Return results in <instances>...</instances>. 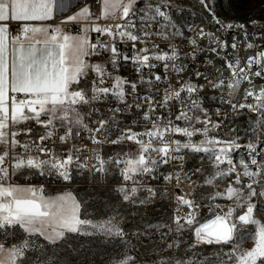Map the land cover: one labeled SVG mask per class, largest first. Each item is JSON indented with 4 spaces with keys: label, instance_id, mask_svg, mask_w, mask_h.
<instances>
[{
    "label": "snow or ice",
    "instance_id": "6c2138e0",
    "mask_svg": "<svg viewBox=\"0 0 264 264\" xmlns=\"http://www.w3.org/2000/svg\"><path fill=\"white\" fill-rule=\"evenodd\" d=\"M80 3L75 14L50 23L66 10L69 0H0V264H59L54 246L67 240L69 234L119 238L127 243L124 241L126 233L115 216L90 219L83 203L75 195L71 192L51 195L45 183L39 182L38 178L55 177L69 182L73 179L74 168L103 175L108 172V166L114 164L123 180L133 184L130 188L121 185L117 189L124 201L132 200L140 190H146L148 198H151L155 196L154 189L143 185L138 178L151 176L161 164L184 160L186 151L203 154L201 160L207 159L210 163L212 171L204 181L207 185L215 186L218 179L236 174L234 181L223 192L215 191L208 197L209 201L222 198L231 203H210L207 209L212 218L201 221V205L196 204L194 199L176 197L173 220L176 227L169 230L180 234L191 233L193 242L186 251H193V255L160 258L157 264H168L169 259L171 264H264V222L257 218V212L264 214V150L257 151L254 142L246 145L237 143L238 136L225 141L212 135L220 124L211 121L198 99H191V94L198 90L196 85L185 83L180 90L164 96L162 106H167L169 100L181 99V92L188 93L189 103L175 117L176 121L185 122L184 127L172 120L161 124L157 118L145 131H133L132 127H126L121 129L115 140H98L96 134L109 131L106 127L109 120L115 122V114L121 108L110 109L112 116L99 119L98 128L93 130L88 126L87 117L97 111L96 102L112 97L125 107H131L125 101L126 85L131 84L133 92L137 85L113 74L119 67L118 61L130 60L138 65L137 71L156 67L150 63L151 60L172 62L164 64L166 70L177 73L183 70L175 63L179 59L175 48L171 55H149V49L143 48L129 56L118 47V43L141 40V36L132 31L138 27L132 20L137 13L141 14L142 21L138 30L145 37L152 33L148 31L151 24L144 22L163 21L156 34L164 39L168 38L167 29L175 27L170 15L151 3L139 7V0H80ZM97 3L99 12L94 14L92 7ZM101 19H119L125 23H96ZM213 19L227 29L234 26L245 28L243 23L224 24L215 16ZM69 22L76 26L75 34L67 32L65 25ZM90 32L99 33L107 39L97 38L92 42ZM180 34L179 30L173 33ZM199 35L210 38L212 34L201 29ZM190 43L196 45L197 40L192 39ZM132 46L135 48V43ZM232 47L236 48L237 44L233 42ZM246 47L251 49L254 46L249 43ZM103 53L108 54L106 61L90 62V58H99ZM106 65H111L113 71H109ZM227 67L231 70L230 77L227 81L220 79L212 87L226 88L229 98L221 102L229 104L233 111L247 109L256 113L257 118L250 128L253 133L264 132V84L254 82V78L264 79V51L248 57L243 66L237 56ZM90 76L91 87L85 90L80 86L81 82L87 81ZM155 79L159 81L161 76L157 75ZM106 83L110 86H104ZM144 100L149 111L143 114V119L149 121L153 105L150 97H144ZM196 111L203 112L205 118L201 120L200 116L194 115ZM192 120L203 123L204 127L196 128ZM28 121L44 125L46 131L39 137L40 141L52 139L59 127L65 129V134L59 136L62 143L79 136V130L84 129L91 133L93 144L132 141L136 147L108 159L101 156L99 149H92V156L88 159L96 160L97 164L89 167L87 163L80 162L78 155H74L80 151L74 145L66 155L60 156L35 141L17 139L20 135L17 126ZM136 123L133 121V124ZM210 123L211 128L208 127ZM172 134H179L182 139H170ZM198 134L201 138L195 140ZM241 147L247 149L248 160L241 156L237 164L233 154ZM257 156H262V159L258 160ZM195 171L200 172L201 169ZM242 178H247L248 182L243 183ZM164 179L171 180L172 176L167 175ZM183 206L191 211L180 215ZM41 239L46 244L39 243ZM249 240L253 246L244 248V243ZM179 246V241H176L167 247ZM200 246H213V250L207 255L196 253L194 250ZM49 251L51 255H48ZM109 264H135V258L124 252L116 254Z\"/></svg>",
    "mask_w": 264,
    "mask_h": 264
},
{
    "label": "built area",
    "instance_id": "2783aa9c",
    "mask_svg": "<svg viewBox=\"0 0 264 264\" xmlns=\"http://www.w3.org/2000/svg\"><path fill=\"white\" fill-rule=\"evenodd\" d=\"M162 11L167 12L175 27H169L167 29V39L161 38L158 33L160 31V21L144 22L150 23L151 27L148 29L152 33L151 36L145 37L142 32L138 30L139 25L142 23L140 20V13H137L136 17H133V22L138 26L137 29H132L137 35L141 36V40L137 42H126L118 43V47L121 51L125 52L127 55L131 56L138 49L148 48L149 55L153 53H168L171 55L173 48H175L178 53L179 59L175 61L177 66L181 67L183 70L179 73L171 70L165 69V63H172L168 61H155L151 60L150 63L155 64L154 68H141L137 71L138 65L129 61H118L119 67L113 72L114 75H119L122 78L135 83L137 88L135 92L131 90V84L126 85V104L131 105V107H125L124 104L118 102L116 99L109 97L106 101H100L95 103V108L97 111L92 112L91 116L87 117V122L89 128L93 130L99 127V119H109L112 116L110 109L121 108L120 112L115 114V122L109 120L107 128L109 131L105 134H96V138L101 141H111L117 139L121 134V129L126 127H132L133 131H145V129H150L152 126V121H156L159 118V123L166 124L169 120H172L174 124L181 127L186 126L184 121H176L175 117L180 114L181 110H185V104L190 101L188 93L181 92V99L169 100L167 106H162L164 101V96L172 91H178L185 83H191L197 86V91L191 94V99H198L202 109L207 110L208 116L211 118L212 122L220 124V127L215 130L212 135H215L218 139L228 140V135L236 134L240 131L239 121L241 118L245 117L249 122L254 124L257 114L249 112L247 109H238L233 111L231 106L227 103H222L223 100H227V90L224 86L219 88L212 87L213 84L219 83L220 79H227L231 75V70L227 67L228 63L233 62L238 56L241 59V65L245 63L246 59L250 56L256 55L258 52L264 51V20L254 19L251 21H237L231 22L234 25L243 23L245 25L244 29L233 27L227 29L222 27L221 24H217L213 19V16L219 18L224 24L230 23L227 19L223 18L220 14L216 13L213 8L207 7L206 10L198 11L197 18L189 21L185 26H181L176 15V5L170 2H162L159 6ZM94 14L99 12V4L92 7ZM63 19L62 16H56L55 21L50 23H56ZM254 21V23H252ZM96 23L100 25L105 24H123V20H99ZM68 33L75 34L77 31L76 26L69 22L65 25ZM203 29L205 33H211V37H203L199 35L200 30ZM177 30L181 33L180 35H173ZM90 40L95 42L97 38L101 40L107 39L106 37L100 36L99 33L90 32ZM196 39L197 44L192 45L190 40ZM219 41V43H217ZM237 44L236 48L232 47V43ZM135 43V48L132 46ZM253 44V48L249 49L246 47L247 44ZM223 45L222 47L220 45ZM156 47H153V46ZM211 49H215L212 51ZM108 59V54L103 53L101 57H92L90 62H103ZM211 61V62H209ZM109 71H113L111 65H106ZM200 73L201 75H197ZM161 76V80L157 81L155 77ZM143 77V80H141ZM91 79L85 82L82 86L85 90L91 87ZM256 84H264V79L254 78ZM104 86H110L106 83ZM203 86V87H200ZM246 86V84L244 85ZM239 95V94H238ZM144 97H150L153 110L151 112V118L149 121L143 119V114L148 109V103L144 100ZM183 101V103L181 102ZM139 104L140 107H136ZM217 110H219V115H217ZM189 115H193L189 112ZM194 115H198L203 120L204 113L196 111ZM133 121H137L133 124ZM196 128L204 127L203 123H198L195 120L191 122ZM209 128L212 127L210 123ZM233 129L235 131H233ZM80 135L69 139L66 143H62L59 140V136L65 134V129H56V134L52 139L46 141H40L39 137L43 134H28L22 136L20 141H35L37 144H41L44 147L53 149L57 154L62 151L60 156H64L68 153L69 149L73 147L79 148V152H75L74 155L80 157L81 163H87L89 167L97 164L94 159H88L92 156V149H99L102 157H105V150L116 147V146H135L132 141H128L123 144H112L110 142L102 144H93L91 140V133L87 130L80 129ZM256 136L252 140H241L237 143L241 145H246L249 142H254L257 146V151L264 150V132L255 133ZM200 137L199 134L194 137L196 140ZM170 139H182L179 134H172ZM35 155L36 153L33 152ZM185 155V153H184ZM243 156L245 160H248L247 149L241 147L234 154L233 158L238 163L239 158ZM257 159H262V156H257ZM184 160H173L170 161L169 165H175L183 163ZM167 164V165H168ZM164 165V164H163ZM79 173H90L87 169ZM139 179V178H138Z\"/></svg>",
    "mask_w": 264,
    "mask_h": 264
},
{
    "label": "rangeland",
    "instance_id": "374dc122",
    "mask_svg": "<svg viewBox=\"0 0 264 264\" xmlns=\"http://www.w3.org/2000/svg\"><path fill=\"white\" fill-rule=\"evenodd\" d=\"M162 2H170L176 5L175 11L179 24L185 26L189 21L197 18L198 11L206 10L207 7L227 19L230 23L237 21H251L254 19L264 20V0H139V7L151 3L154 7L160 6ZM207 5V7H206ZM86 81L81 82V87ZM252 125L245 117L239 121L240 131L228 135V140L239 137L241 140H252L256 134L250 128ZM58 129H63L59 128ZM31 129L30 132L27 130ZM20 135L17 139L28 134H43L46 129L43 124L28 121L17 126ZM247 130V131H246ZM215 136V135H214ZM201 137H197L199 140ZM136 146H116L105 150L106 159L115 157L117 154L134 150ZM58 154H62L59 151ZM203 154L185 152V161L180 164H161L158 170L151 176L139 178L146 187L155 191V196L148 198L146 190L138 191L137 195L129 201H124L117 189L123 185L126 188L133 186L131 181H124L120 170L116 165H109L106 174L79 173V169H73V179L69 182L57 180L55 177H40L38 181L45 183L48 193L56 195L63 192H71L82 203L83 209L89 214L88 218L101 220L115 216L126 236L121 242L119 238H105L102 236H78L69 234V238L54 246L59 264H109L116 254L127 252L135 258V264H157L160 258L179 257L186 258L193 255V251H186L193 242L191 233H175L169 229H175L174 211L177 208L176 197L184 196L194 199L196 204L201 205V221L212 218L208 212L207 205L219 203L228 205L231 202L222 198L209 201V195L215 191L223 192L229 183L234 181L235 173L231 177L221 178L215 182V186L204 183L211 173L212 168L207 159L201 160ZM235 163L236 160H234ZM238 164V163H237ZM122 167V165H121ZM222 167H226L223 165ZM196 169H201L196 172ZM238 170L239 169L238 167ZM188 176H185V174ZM171 175V180L164 177ZM179 176V180L177 179ZM155 177V178H153ZM190 177V179L188 178ZM247 183V178H242ZM240 187L241 185H234ZM147 198V199H146ZM255 199V198H254ZM146 200L145 203H140ZM258 209L260 205H257ZM191 211L187 206L181 208L180 215ZM257 218L264 222V214L257 212ZM164 225V227H152ZM179 241V248L169 249L167 246ZM11 241H9L10 243ZM46 244L42 239L38 241ZM244 248H251L252 241L244 243ZM49 249L52 246H47ZM213 250V246H200L194 251L207 255ZM51 251L48 255H51ZM171 264V260H168Z\"/></svg>",
    "mask_w": 264,
    "mask_h": 264
},
{
    "label": "crops",
    "instance_id": "0c3cea01",
    "mask_svg": "<svg viewBox=\"0 0 264 264\" xmlns=\"http://www.w3.org/2000/svg\"><path fill=\"white\" fill-rule=\"evenodd\" d=\"M81 6L80 0H69V6L62 13H59L58 16H62L66 18L69 15L75 14L78 11V8ZM37 26H39V22H37Z\"/></svg>",
    "mask_w": 264,
    "mask_h": 264
}]
</instances>
